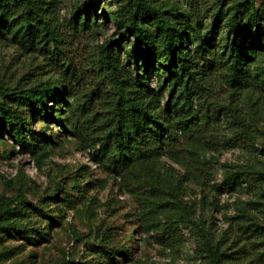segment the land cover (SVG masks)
I'll list each match as a JSON object with an SVG mask.
<instances>
[{
  "label": "rangeland",
  "instance_id": "1",
  "mask_svg": "<svg viewBox=\"0 0 264 264\" xmlns=\"http://www.w3.org/2000/svg\"><path fill=\"white\" fill-rule=\"evenodd\" d=\"M32 1L79 67L107 80L105 45L116 53L118 68L134 72L128 0H93L98 6L89 9L81 8L85 0ZM146 2L179 25L189 47L214 30L210 44L205 42L206 56L215 60L205 94L214 114L210 136L180 133L179 145L164 146L132 166L131 178L141 184L134 188L92 156L82 134L26 110V93L61 79L46 52L51 49H40L35 18L28 31L32 43L25 45L22 9L0 0V88L6 89L0 106L18 109L35 133L28 152L0 131V264H209L205 243L225 253L222 264H264V181L252 188L224 184L226 174L240 167L264 172V18H254L245 0ZM262 3L253 4L259 13ZM138 17L159 45L162 34L152 18ZM234 21L240 36L247 33L242 48L250 83H230L220 58ZM164 73L159 64L152 66L153 94L140 86L139 102L160 121L175 124L185 114L170 103ZM66 101L75 105L67 93L47 99L50 116L66 117ZM197 129L191 120L187 130ZM107 247L120 252L109 257Z\"/></svg>",
  "mask_w": 264,
  "mask_h": 264
},
{
  "label": "trees",
  "instance_id": "2",
  "mask_svg": "<svg viewBox=\"0 0 264 264\" xmlns=\"http://www.w3.org/2000/svg\"><path fill=\"white\" fill-rule=\"evenodd\" d=\"M254 1L245 0V3H250L252 14L259 21L264 18V4L261 5L263 12L259 13L258 9L253 7ZM12 4L23 11V43H32L28 31L31 20L35 18L36 24L40 26V49H51L46 52H49L54 69L61 79L59 85H38L32 88L30 93H26V110H32L39 118L53 119L65 132L82 134L93 148L92 156L134 188H139L141 184L138 179L131 178L132 166L156 157L159 149L164 146L179 145L180 133L190 134V138L196 139L204 134L211 135H207V132L212 126L214 112L210 114L205 94L208 90V75L213 70L215 60L206 56L205 42L210 44L209 41L213 40V29L208 31L196 46L189 47L188 43L181 40L183 31L179 25L164 19L161 11L146 0H128L126 7L131 17L126 24L128 32L134 38L129 50L134 72L127 68H118L116 53L103 45L101 60L109 74L106 80L96 73H91L86 66H78L76 59L62 48L64 40L60 36L57 38L59 34L56 35V31L38 14L32 0H13ZM92 6L97 7L98 3L85 0L81 8L89 9ZM139 13L143 17L152 18L161 32L162 40L159 45L141 24ZM117 22L121 24L119 18ZM232 27L235 32L220 58L228 66L227 76L230 83H250L252 79L246 70L247 55L242 48L247 33L240 36L235 21ZM192 50L196 56L192 55ZM155 63L165 71L163 80L168 83L170 89V103L185 114L184 118L177 120L175 124L160 121L156 113L139 102L140 86H145L152 92L148 75ZM5 91L6 89L0 88V93ZM66 93L74 97L75 105L71 106L69 101H66L69 108L67 116L57 113L51 117L45 107L46 100L65 98ZM193 119L196 120L198 129L187 130ZM2 130H5L21 149L33 152L35 133L30 128L29 120L23 118L18 109L0 106V131ZM261 181H264V172L250 167H240L226 174L224 178V184L228 187L244 183L247 188H252L258 183L261 184ZM203 248L208 253L209 264H222L224 252L208 243H205ZM119 252L118 249L104 248V253L109 257Z\"/></svg>",
  "mask_w": 264,
  "mask_h": 264
}]
</instances>
